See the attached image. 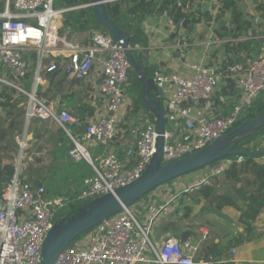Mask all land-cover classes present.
<instances>
[{
  "label": "built area",
  "instance_id": "2783aa9c",
  "mask_svg": "<svg viewBox=\"0 0 264 264\" xmlns=\"http://www.w3.org/2000/svg\"><path fill=\"white\" fill-rule=\"evenodd\" d=\"M117 1L120 0H102L106 6ZM65 2L69 5L65 6ZM93 6L90 0H0V112L8 103L5 88L13 89L25 99L23 130L15 138L20 152L27 148L26 137L33 122H53L63 130L71 143L67 156L75 162L84 160L94 172L93 178L74 192L78 201L113 194L141 176L155 153L157 139L152 120L140 119L127 129L121 126L132 69L112 36L108 32H92L88 43L81 45L60 35L67 12ZM179 7L182 3L177 0L176 8ZM207 10L213 12L211 5ZM160 17L166 20L167 36L176 38L172 48L184 57L192 44L183 40L169 10ZM210 28L203 42L206 48L216 43L247 40L241 37L219 41ZM253 37L262 41L256 35ZM262 47L263 44L256 56L246 58L243 63L208 65L203 57L187 63L186 75L159 67L153 69L152 78L167 124L162 164L204 149L232 130L237 116L247 112L255 100L264 101ZM128 49L131 53L141 50L135 43L128 45ZM44 72H59L67 79L79 81L98 74V90L104 106L95 112L83 131H72L81 124L78 116L65 108H57L39 94ZM29 73L31 83L27 89L24 81L28 80ZM223 79H232L240 95L227 114L216 112L210 102ZM225 103L226 98L221 105ZM116 143L124 146L122 157L114 151ZM90 146L100 149L97 157L91 156ZM21 161L20 156L11 178L0 189V264H40L41 247L55 223V213L70 204L69 197L48 198L43 186H33L22 178ZM221 161L209 176H217L232 164L230 159ZM240 161L241 157L237 159ZM201 184H207L206 177L190 185L186 192ZM164 209L153 208L146 226L142 227L132 206L124 208L69 245L54 264H214L212 257L196 261L197 249L189 239L179 241L171 237L160 246L152 244L153 224ZM228 253L234 256L236 251L232 248Z\"/></svg>",
  "mask_w": 264,
  "mask_h": 264
},
{
  "label": "crops",
  "instance_id": "0c3cea01",
  "mask_svg": "<svg viewBox=\"0 0 264 264\" xmlns=\"http://www.w3.org/2000/svg\"><path fill=\"white\" fill-rule=\"evenodd\" d=\"M219 1L220 0H207L206 3L208 5L214 4L217 6L219 5ZM241 1L245 3L248 2L249 5L254 8V5H252V0ZM214 14L215 12L212 13V17H216ZM190 26L193 27L191 31L189 30ZM211 26L212 22L207 24L206 22L202 21L201 23L193 25L189 21V24L186 27H183L181 22L180 29L182 30L179 29V32L181 33L184 41H188L192 44V46L186 50L184 57H181L179 56V53L172 48V43L176 38H169L167 36V26L160 15L149 17L142 24V32L138 33V36H140L139 42H135V44L139 45L141 50L135 53L139 57L141 62L140 64L144 63L146 68L154 69L159 67L165 69L168 72H177L182 75H186L188 73L186 68L187 63L203 60V57L205 59L203 61L208 65H214L219 62H222V65L229 64L225 62L227 57L222 46L226 43H216L209 48H206L203 44L204 40L209 35V28ZM146 27H148V30H146ZM260 29L264 30V26L260 27ZM213 32L215 36V29ZM91 33L92 32L78 34L72 40H70V42L86 45ZM255 35L256 38L260 37L259 39L262 40V48L264 50V31L256 32ZM215 38L221 41V39L217 37ZM149 57L153 58V62L149 61ZM245 59H243L240 63H243ZM234 62L237 63L236 61ZM62 75L63 74L59 73L58 77L61 78ZM98 79L99 77L96 73L84 81H75L66 78L65 81L60 84L62 90L60 94H57V90L55 88L51 89V102L56 104L57 108H65L73 114L79 110L81 104H85L93 108L92 114L94 115L97 110H100L104 106V99L98 90ZM42 81L43 83L39 86L40 95L41 92L47 87L46 81L43 77ZM30 83L31 80L29 77L28 80L24 81L25 88H30ZM5 92L7 97L10 98L11 94L8 96L7 91ZM218 95L219 97L216 100ZM151 96L154 97L155 94L151 93ZM225 98L226 103L223 104V106H220L224 102ZM239 100L240 95L234 85L233 80L223 79L219 82V85L213 93V97L210 102L212 103L213 109L216 112L227 114L232 105ZM160 104L163 109L162 102H160ZM11 107L13 106L9 105V107H5L3 111L0 112V124L3 126L5 125V127L9 123L10 118L17 114L13 112L18 109V107H15L13 110H11ZM123 111L121 126L125 129H127L131 124H136L140 119H149L154 122V119L150 116L149 112L147 116L140 115L139 117H136L137 115H131L133 107L131 98L128 95V91L127 102L124 105ZM192 114L195 115V112ZM92 116L87 119L86 124L92 118ZM23 117L24 116H21L17 120L19 121V127L15 130V136H13V138H16L17 135H21L24 122ZM166 127L167 124L164 118V128L166 129ZM72 131L74 132L75 130L72 129ZM63 135L67 138L63 130L53 122H33L28 129V134L26 137V150L20 152L19 148L15 146V162H17V159L21 156L22 164H26L28 169L32 167L31 164L33 163L35 166L40 164L47 166L50 164L49 166L54 167L57 166L58 163L59 165L63 164L62 162L69 159L66 153V147H64L66 144H64L63 139L65 138ZM257 144L258 149L262 148L264 150V136L257 139ZM88 150L93 158L97 157L100 152V149L95 146H90ZM123 150L124 146L120 145L119 143L115 144L114 151L119 156L121 155V157L123 156ZM0 152L5 151L0 148ZM6 152L9 151L6 150ZM262 162L264 161L262 160ZM0 164L4 165V161L1 159ZM57 168L61 170V172L58 174L61 176V179L64 177H69L68 166L66 169H62L60 166H57ZM33 170L34 169L27 171V168L25 169L24 165H22L21 176H23L24 173L25 178L30 181V183L36 180L40 181L43 178V166L37 169V171ZM25 172H27V174ZM204 177V170L201 172H194L191 175L177 179L170 185L165 184L160 188L155 189V191L144 196L142 199L132 205V209L138 211L140 215H142V212L140 213L141 209H145L143 211L147 212L146 217L150 215L153 208L157 209L160 206L165 208L153 224L150 234L152 244L155 246H160L166 239L171 237L179 241L189 239L192 245L197 249L195 254L196 261H205L212 257L215 259L214 264H264V210L253 223V231L249 235L243 229V226L238 222L239 212L230 207L225 208L233 211L234 215L224 218L226 224L211 223L209 220H207V215L211 212L210 210H213V205L210 203V198H203L197 192L194 194L196 190H199L201 187H203V185L206 184H201L198 188H194L188 192H183L187 186L201 182ZM83 187L84 186H81L74 191L80 190ZM192 191L193 194L187 195ZM206 205L210 207V210L203 213V208ZM185 206H192V210L186 216L183 212ZM198 207L201 208V212L204 214L203 221H201L200 224L196 223L195 219L198 218L194 217V212H196ZM192 212L193 224L190 222L185 223V220H189L188 218ZM240 237H242V240L239 241L238 239ZM82 238L83 237L76 240V243ZM232 248L236 251L234 256H230L228 253Z\"/></svg>",
  "mask_w": 264,
  "mask_h": 264
},
{
  "label": "trees",
  "instance_id": "16d2710c",
  "mask_svg": "<svg viewBox=\"0 0 264 264\" xmlns=\"http://www.w3.org/2000/svg\"><path fill=\"white\" fill-rule=\"evenodd\" d=\"M179 1L182 3V7L176 8L177 0H120L107 5V12L109 17L119 28L134 36L135 42H139L140 40V36H138L136 32H142L141 27L145 20L155 15H161L165 10H169V16L175 22V27L178 30L181 28V22L184 20H189L193 25L204 21L207 24L212 22V26L215 27V37L221 40H234L246 37V41L229 42L222 45L227 57L226 63L231 64L234 61L240 63L243 59L252 58L259 53L263 42L253 37L256 31L253 29L252 21H250V19L247 20L245 17L246 14L243 10V5L247 3L242 2L240 4L239 0H220L219 5H211L213 12H215L214 15L216 16L212 17L211 13L213 12L207 10V0ZM68 5L69 3L65 2V6ZM252 5H254L253 11L259 15L261 20L259 23L260 27H263L264 0H252ZM57 6H59L58 3ZM251 18L254 17L251 16ZM90 32H107L105 29L98 26L91 8L74 10L65 14L63 29L60 35L65 36L68 41L72 40L78 34ZM250 36L252 38H250ZM135 60L140 62V60L136 58ZM147 70V77L152 76L153 69L147 68ZM58 75L59 72H44L42 74L47 87L41 92V96L48 101H51L52 98L50 95L52 93L51 89L55 88L57 94L62 92L60 84L65 81L66 76L62 75L61 78H59ZM30 76L31 73L28 74V78ZM129 80L130 87L128 95L131 98L133 107L131 115H137L136 117L140 115L147 116L148 112L143 107L139 95L140 83L134 71L130 72ZM4 90L7 91L8 96L11 94L4 108L11 105L13 106L11 110L15 107H18V109L13 112L17 114L10 118L6 127L5 125L0 126V143L7 142V138L11 136L10 132L12 133L16 121L24 115V107L19 104L22 97L18 96L13 89L5 88ZM218 97L219 95L216 97V100ZM258 111L264 112V101L261 98L255 100L247 112L250 113L251 118H253ZM92 113V107L81 104L79 110L74 113V115L80 118L81 124L73 128V130H84L87 119L93 115ZM262 136H264V127L259 129L256 133L243 138L232 149V153H240L241 155H231L225 158L232 160V164L226 166L224 171L218 174L219 176L217 175L211 184L203 185V187L194 192V194L197 192L203 198H210V203L217 211L225 207H230L239 212L238 222L243 226V229L248 235L252 233L253 223L264 210V162H260V158L264 157V150L262 148L258 149L257 144V139ZM64 138V144H66L64 147H66L67 153L71 147V143L65 136ZM253 153L255 155H253ZM239 157L242 158V161L237 162ZM62 163L63 164L60 165L58 163L57 166H60L62 169H66L68 166V178L64 177L61 179V176L58 175L61 170L58 169L57 166H49L50 164L44 166L43 178L40 181L36 180L30 183V181L25 178L24 173L22 176V178L33 186H43L48 198L58 196L70 198V204L56 211L54 216L55 222L74 215L79 209L85 207L90 202V200H76L74 190L81 186H85V184L93 178L94 174L92 168L84 160L75 162L69 158ZM217 163L218 162H215L208 167H212ZM13 173L14 164H0V189H2V184L9 180ZM191 194H193V191L187 195ZM191 210L192 206H185L183 209L184 215L186 216ZM238 240H242V237ZM75 241L70 245L72 246Z\"/></svg>",
  "mask_w": 264,
  "mask_h": 264
},
{
  "label": "water",
  "instance_id": "95a60500",
  "mask_svg": "<svg viewBox=\"0 0 264 264\" xmlns=\"http://www.w3.org/2000/svg\"><path fill=\"white\" fill-rule=\"evenodd\" d=\"M90 1L94 3L91 9L96 23L99 27L105 29L122 48L132 71H134L139 80L141 102L146 111L154 119L156 127L155 153L147 169L141 176L118 188L113 194L103 195L91 200L74 215L55 222L43 241L40 264H54L58 255L78 237L103 224L124 208L132 206L155 189L206 168L231 155L240 156V153H232L234 146L243 138L256 133L264 127V112L258 111L253 118H251L248 112L244 114L240 113L235 120V127L214 140L204 149L179 160L162 164L161 156L165 130L164 116L160 98L156 93L157 89L154 80L151 76L147 77L148 70L146 66L135 60L133 54L128 49V45L135 43L134 36L124 32L113 22L108 15L107 6L102 0ZM188 24V20L182 21L183 27H186ZM192 28L190 26L189 30L191 31ZM151 93L155 94V96L152 97ZM253 155L255 154L253 153Z\"/></svg>",
  "mask_w": 264,
  "mask_h": 264
},
{
  "label": "rangeland",
  "instance_id": "374dc122",
  "mask_svg": "<svg viewBox=\"0 0 264 264\" xmlns=\"http://www.w3.org/2000/svg\"><path fill=\"white\" fill-rule=\"evenodd\" d=\"M239 3L241 4L242 3V1H240L239 0ZM244 7H243V10H244V12H245V17L247 18V20H249L250 19V21H252V25H253V29L256 31V32H261V31H263V30H261L260 29V22H261V20H260V18H259V15H257L254 11H253V7L251 6V5H249V3L247 2V4L246 5H243ZM251 16H253L254 18H251ZM162 18V17H161ZM162 20H164V22H165V24H166V20L164 19V18H162ZM210 30L213 32V30H214V27L213 26H211V28H210ZM133 54V56L136 58V59H138L139 60V57H138V55L135 53V52H133L132 53ZM149 61L150 62H153V58L152 57H149ZM143 65H144V63H143ZM27 88V87H26ZM28 89V88H27ZM127 101L125 100V103H126ZM20 105L21 106H23V107H25V99L22 97L21 98V101H20ZM19 121H16V124H15V127H14V129H13V131H12V133L10 132V137L9 138H7V142L6 143H0V148L1 149H3L5 152H0V159L1 160H3L4 161V165H15L16 164V162H15V160H16V152H15V146L17 147V145H15V143H16V139H15V137L13 138V136H15V130L19 127V123H18ZM0 126H3V125H1L0 124ZM14 134V135H13ZM6 150L7 151H9V152H6ZM6 153V154H5ZM222 164V161L220 162V163H218V164H216L215 166H213L212 168H209V167H207V168H204L203 170H204V175H205V177H206V179H207V184H211V182L214 180V178L215 177H217V176H209V172L211 173V171H213V170H215V168H217L219 165H221ZM24 165V168L26 169L27 168V171H31L32 169H34L33 171H37V169H39V168H41L42 166H43V168H44V166L45 165H43V164H40V165H38V166H35L34 165V163L33 164H31V168H29L28 169V167L26 166V164H23ZM203 170H198V172L200 171H203ZM197 172V171H196ZM26 174H27V172H25ZM193 174V173H192ZM188 175H191V174H188ZM188 175H186V176H188ZM219 176V175H218ZM184 177V176H183ZM182 178V177H181ZM174 181H176V180H173V181H171V182H169V183H167V185H170L171 183H173ZM206 184V185H207ZM189 187L190 186H187V188H185L184 190H183V192H186V190H188L189 189ZM158 189V188H157ZM192 190V189H191ZM155 191V190H154ZM153 192V191H152ZM151 193V192H150ZM150 193H148V194H150ZM147 194V195H148ZM146 196V195H145ZM142 199V198H141ZM143 210H145V209H141V211H140V213L142 214V215H140L139 213H138V211H136V210H133L132 209V211H133V214H134V216H135V218H136V220L138 221V223L142 226V227H145L146 226V223H147V218H149V216L148 217H146L147 216V212H145V211H143ZM210 210V207L208 206V205H206L204 208H203V213H205L206 211H209ZM211 212L207 215V220H209L211 223H213V224H226L225 223V220H224V218L225 217H231V216H233L234 215V212L233 211H231V210H228V208H225V209H223L222 211L221 210H219V211H217L214 207H213V210H210ZM202 212H201V208H199L198 207V209L196 210V212H194V217L195 218H198V219H200V220H198V219H195V221H196V223H198V224H200V222L201 221H203V217H204V214H203ZM189 220H185V223H192L193 224V212L190 214V216H189V218H188ZM156 221V220H155ZM236 226H237V224H236Z\"/></svg>",
  "mask_w": 264,
  "mask_h": 264
}]
</instances>
